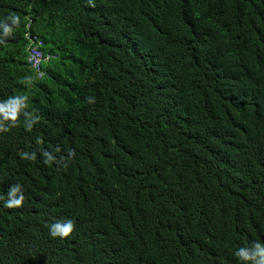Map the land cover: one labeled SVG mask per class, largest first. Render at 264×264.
Returning <instances> with one entry per match:
<instances>
[{
  "label": "trees",
  "instance_id": "trees-1",
  "mask_svg": "<svg viewBox=\"0 0 264 264\" xmlns=\"http://www.w3.org/2000/svg\"><path fill=\"white\" fill-rule=\"evenodd\" d=\"M0 106V195L25 197L0 200V264H242L264 242V0H0Z\"/></svg>",
  "mask_w": 264,
  "mask_h": 264
},
{
  "label": "clouds",
  "instance_id": "clouds-1",
  "mask_svg": "<svg viewBox=\"0 0 264 264\" xmlns=\"http://www.w3.org/2000/svg\"><path fill=\"white\" fill-rule=\"evenodd\" d=\"M8 29L5 28V34L8 33ZM28 42V63L36 69L39 70L41 60H48L49 55L43 57L40 48L43 45L41 38H38L36 34L28 33L26 35ZM32 55L36 56L38 65L35 66L30 62ZM13 105H19L20 100L17 99L12 102ZM0 116H3L5 120L12 119L13 122L16 119L15 110L7 111L4 106H0ZM14 126V124H13ZM8 129L4 127L3 123H0V131H7ZM34 158V155L33 157ZM5 196L7 198H5ZM24 194L22 186L19 184L12 185L9 192L5 195H0V200L4 201V207L7 208H19L22 206L24 201ZM49 234L52 237L67 238L75 230V223L72 219H65L62 221H56L50 224ZM235 257L242 262V264H264V242L254 241L250 245L241 246L237 248L234 252Z\"/></svg>",
  "mask_w": 264,
  "mask_h": 264
},
{
  "label": "built area",
  "instance_id": "built-area-1",
  "mask_svg": "<svg viewBox=\"0 0 264 264\" xmlns=\"http://www.w3.org/2000/svg\"><path fill=\"white\" fill-rule=\"evenodd\" d=\"M30 62H31L32 64H34L35 66H37V65H38V61H37V59H36V56H35V55H32V58L30 59Z\"/></svg>",
  "mask_w": 264,
  "mask_h": 264
}]
</instances>
